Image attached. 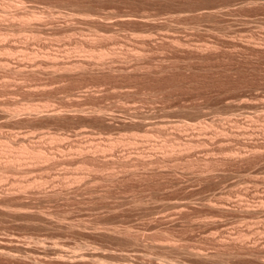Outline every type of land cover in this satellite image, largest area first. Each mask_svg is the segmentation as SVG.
Instances as JSON below:
<instances>
[{
	"label": "rangeland",
	"instance_id": "rangeland-1",
	"mask_svg": "<svg viewBox=\"0 0 264 264\" xmlns=\"http://www.w3.org/2000/svg\"><path fill=\"white\" fill-rule=\"evenodd\" d=\"M3 1L5 3L10 2L8 4V7L9 5H11V3H14V7L18 6L20 8L30 7L32 9L34 6L33 10L37 9L38 11H36L37 17L40 16L38 17V20L40 22L43 21V25H37L40 26V28L44 26L46 27H44V29L42 28L43 30L37 27L36 30L27 28L20 31L16 28L19 34L15 32L16 29L13 27L11 28L13 30L10 29L11 31L7 35L8 38H3L5 42L3 41V39H1L2 41L0 40V43L11 41V43L17 44L16 42H18L16 46L32 45L31 48H34L39 52H36L35 55L33 53L30 55L28 54L29 57L26 55H23L22 57V53H20L21 51L18 52L19 50H16L17 52L14 51L15 54H5L3 50H1L2 52L0 51V58L5 56L3 58L5 59L8 55L6 60L7 62L10 61L9 66L12 67V64H14L13 67H15V65L17 66L22 62L23 65H20H25L24 68H32L34 70L36 68L37 70L32 73L33 75L30 74L31 72L29 73L31 69L28 70L26 68L25 69L27 70V72L25 74L15 73L10 75L11 72L9 73L7 68L5 69L6 71H4L3 66H1L0 69L3 70H0V76L5 74V72L6 74L9 73V75L7 74V77L3 76L5 77L4 80L6 79V81H3V77L0 80V99H13L12 101L18 100L19 103H21L22 101V104H26L38 102L42 103L45 102L48 98L52 102L53 98V102L56 105H65L64 108L67 109H69V107L71 106V108L73 109V104L76 105V108H80L81 106L79 105L81 104L86 108L88 107V110H92V108H96V106L98 107L104 105L108 109L107 117H110L108 119L106 118L107 122H111L113 127H111V123L110 126L109 123H101L102 126L100 125V123H97L99 124V126H101L98 127L96 123V125H94L92 122V125L96 126L95 128H92V125L90 124L91 122H89L90 127L88 125L87 128H85L88 132V129L91 128L90 131L92 133L89 132L91 135L88 136L85 134L86 139L84 138V135L83 137H81V141L77 143L73 140L76 144L71 143V145H74L72 146V148L69 146V143L72 142L71 137L73 136H70V139H62L64 140V144L60 139L54 140L42 138L41 140H39L43 147H46L48 145V149H52L51 151H54L53 156L55 154L57 155H55L56 158L54 157L57 160H50V162H54L52 165L54 167H49V171H47L48 168L46 170L42 169L39 171L37 169L35 170L36 172L33 170V173L28 172L27 174H25V172L23 173L21 171V173L20 171H18L13 175L11 174V179L18 178L19 180L23 179L25 181L26 178V180H28L35 176L38 177L42 174V177H48L46 178L48 179V182L50 180L52 181H50V183L47 182L46 184L42 185L45 187H42L41 189H39V187L31 188L32 190L34 189L35 192L34 190L33 192H31V189H26V191H24V193L22 194H13L15 197L14 199L13 195L7 196L6 199H10L11 197L10 201H7L8 203L12 204L9 208L0 204V264H262L264 262V202L258 200V196L260 194H264V0H20L21 2L19 0H1V13L2 6H4L3 4H5L3 3ZM16 3H19L20 5H16ZM21 4L22 6L24 5V7H22ZM12 7H10V9ZM14 7L12 9L17 8ZM212 10L214 12H212ZM4 17L5 16L3 15L0 17V22L3 21L2 26L4 23L7 24L8 22V20L5 19L6 17ZM41 18H45L46 21ZM68 23H70V25ZM59 24L60 26L61 24H64V26L62 25V27L64 28L67 26L68 27L65 28V31L62 27L58 29ZM49 26L50 28L51 26L53 27L51 28L52 30L49 28ZM37 30L42 31H39L38 33ZM59 30H61L60 32L62 34L59 32ZM36 32L37 37L35 35ZM102 35L105 37V39ZM136 35L138 37L140 35V37L144 39V41L140 37L138 38ZM141 35L144 36L142 37ZM34 37L36 38L34 39ZM38 37L40 40L38 39ZM101 37L103 39H100ZM96 38L99 40V42ZM147 38L150 39L146 40ZM137 39L139 41H136ZM172 39L175 40L173 41ZM12 40L14 41L12 42ZM71 40L72 42H70ZM95 41L100 46H98ZM21 42H23L24 44H22ZM59 42H61V44H59ZM77 42H79L80 44ZM49 43L51 46H49ZM103 43L105 44L103 45ZM34 44L38 47H35ZM63 44H65L66 47H64ZM76 44L81 45H78L80 48H78ZM89 45H91V47H95L96 49L106 47L109 48L106 51H112V49H114V51H112L113 54L112 52H108L110 53V55L108 53V55L105 54V59H100V56L97 57L95 55V57L94 54L91 53V51L89 52L88 50H86L89 48ZM58 46L60 48H58ZM115 46L117 47L116 51ZM74 47H76L77 49ZM46 48L48 49V53L44 51V54L43 49L47 50ZM67 48L69 49V51ZM81 48L82 50H84L82 51ZM106 48H104L103 50H105ZM132 48L133 51L131 50ZM123 49H126L127 52L130 49L131 52L138 53L142 56V58L144 56V58H140L138 54L134 56L135 54H132L130 51L128 52V54H126V50L124 51ZM139 50H141L142 54ZM119 51L121 53H119ZM54 52L57 55H55ZM115 52H118L116 58L112 57L114 56ZM89 53L90 55H88ZM129 53L132 55H130ZM58 54L62 59L59 58ZM84 54L86 57H88L87 59H90V61L88 60L85 63L86 72L85 70H83V74L81 72L82 69L79 71L77 70L78 72L76 71V75L75 71H61L62 69L60 68V66V70L58 69V67H56V70L55 66L52 67L53 63L51 62L53 61H61L60 65H64L63 62L65 63L66 60H74L75 58L80 59V57L84 56ZM119 54L122 57L119 56ZM122 54L128 56H123ZM9 55L12 58V62ZM15 55H19V57H16ZM69 55L71 57H69ZM46 56L49 60L46 58ZM57 56L58 59L54 58ZM62 56H64V58ZM85 56L82 57L84 61L87 60L85 59ZM137 56L140 59H138ZM146 56L147 61L145 62L144 60H146ZM27 57L31 59H28ZM32 57L35 58L32 59ZM97 58H99L100 60ZM113 58L116 63L113 61L112 65L111 61ZM119 58L121 60L123 59V61H121ZM124 58L126 61L124 60ZM130 58L132 60H130ZM40 59L41 61L44 59L43 61H46L47 64H38L35 62L40 61ZM109 59H111V61ZM18 60H20L21 62H19ZM101 60L106 61V66L104 65L105 61H102L101 63ZM140 60H143L142 62L144 63H141ZM23 61H25V64ZM33 61L36 66L35 64L33 65ZM117 61H121L123 62V64L121 65V62L119 64V62L117 63ZM108 62L110 65L107 64ZM135 62L137 63V65H135ZM66 64L68 65V63H65V65ZM119 65H121L122 67H119ZM112 68H114L115 70H113ZM125 68L127 71H123V69ZM40 69L42 70V72ZM46 69L48 72L46 71ZM88 70L91 71L89 72ZM128 71L132 72L130 73ZM50 72L52 73L48 74ZM54 72L55 74H53ZM61 72L64 73L61 74ZM70 72H73L74 74H70ZM8 79L11 80L10 84ZM45 81H47V83ZM3 82L4 84L6 82V84L9 85L5 87L6 84L3 85ZM16 82L19 84H17ZM41 84L44 85L42 86ZM13 85H15V87L18 86L17 89L19 90H17ZM118 85H121L122 87ZM44 87L47 93L51 89L48 94L46 92L43 93ZM10 88H15V92ZM114 90H116V93L114 92ZM92 92H94L95 94H92ZM4 93L6 94L4 95ZM50 93H53V96H49ZM72 93H76L75 96ZM42 94H44V96ZM66 99L68 102L66 101ZM72 99L74 103L71 102ZM78 101L82 103H79ZM126 102H128L129 105H126L128 104ZM68 104L72 105L68 106ZM119 106L122 107V110ZM118 107L120 109V113L118 112ZM109 109L110 113H113L110 114V116ZM138 109L142 110L140 111L142 115H145V117L147 116L145 120L148 119V121L152 123H157V126H155V124L153 123L148 128H146L148 130L150 129L151 133H154L152 134V136L154 135V139H152L153 141L149 140L150 143L148 142V140L144 139V137L141 136L133 139V143L131 141L132 138L128 139L126 137L132 134L133 131L142 134V132L144 133V130L141 129V131L139 127L137 128L121 124L124 120L129 122L131 114L136 113L135 111H139ZM113 111L116 114L119 113L120 115L118 114V116L114 114ZM75 112L73 111L71 112V114ZM78 113L74 114L76 115L75 117H77ZM89 113L90 111H88L87 114L89 115ZM259 113H261L262 117ZM79 114H81V112ZM24 115L25 114H23V116ZM111 115L113 116L111 117ZM124 115H126L127 117ZM117 116L119 118L121 116V119H123L121 120ZM75 117L73 119V117L69 116L68 118H66V120L64 119L63 122H60L62 124H59L58 122L59 126L58 124H52L45 127L44 129H36L32 127V121H27V123H25L24 121L18 123H10L9 125L2 127V129L4 132H30L34 130L36 133H38V129H43L46 131L50 130V132L51 130L52 132L54 130L55 133H63L65 132L67 127L69 129L71 128L75 130L76 126H79L81 124L80 122H78L79 119H81L79 118L80 115L78 116V118ZM115 117H117L116 120ZM71 120H76L77 122L75 123ZM200 123H204L206 125L202 124V126H199ZM187 124L189 127L187 126ZM120 125L122 127H120ZM192 125L196 131L191 127ZM208 125H210L211 127ZM203 126H208L209 128ZM223 126L225 127L223 128ZM60 127H65L66 129L63 131ZM102 127L106 129H103ZM176 127H178V129ZM218 127L220 128V130H218ZM97 128L101 129L100 132H98L99 130ZM205 128H207V130H205ZM225 129L226 132L228 130L229 137L228 133L225 132ZM103 130H105L106 132ZM201 130L204 131L201 132ZM71 131L72 130H69V132ZM101 131H103V134L101 133ZM180 131H183V133ZM175 132H177L178 135L176 133V135L172 136L173 134H175ZM201 133H203V135H206L207 138L202 135L204 137L203 139V137L200 136ZM191 134L193 136H191ZM180 135L182 138L180 137ZM196 135L199 136L198 139ZM109 136L110 138L114 136L113 138L117 139L114 140L110 145H108V141L110 140ZM168 136H171L170 139H167ZM99 137H101V139ZM178 137L181 138L182 141ZM191 137L194 139V141ZM107 138L109 139L107 140V147L104 148ZM157 138L160 139L156 140ZM176 139L179 140L177 141ZM53 140L55 142H52ZM101 140L104 141V143ZM118 140H120L121 142ZM169 140H172L173 142L177 141L178 143L181 142V145H185V141H187L188 143L186 144H189L187 145L189 146V148H186V145L185 147L183 146L184 149L182 148V146H180L181 148L178 147L179 149H177L178 152L180 151L179 154L177 150H175L176 148L170 149V151H175L174 153L169 152V149L166 153L165 147H161L165 146V144L167 145ZM196 140L199 141L197 142ZM200 140H203L204 142ZM115 141L116 145L114 144ZM89 142H91V146L92 144H97L96 142H98V144L101 143V145L103 144L104 146H102V148L106 150L103 151V149L101 148V150H95L94 146L91 147L90 145H87L89 144ZM219 142L222 144V146ZM79 143L80 145L83 144V146L89 147V153L87 152V147L84 149L82 145L81 147L78 146ZM151 143L154 145H151ZM66 144L67 146L65 147ZM129 144H131V146ZM227 144L230 146L231 150L225 149L224 152L223 148L225 146L229 147ZM75 145H77L78 147ZM135 145L138 147H135ZM260 145H263V147ZM257 146L259 147L257 148ZM68 147L70 148L68 149ZM79 147L80 149L83 148L85 152L82 151L84 152L82 153L78 149ZM58 148L62 149L61 154L59 153L60 150L57 151ZM70 149L72 150L70 151ZM93 149L96 151H94L95 153L91 152ZM181 149H183L186 155ZM249 149L251 150V152ZM252 149H254V153ZM256 149L260 154H257ZM97 150H99V152ZM158 150L161 151L159 152ZM105 151H107V153H105ZM146 151L148 152L146 153ZM140 153H142L146 157L152 155L153 160L156 159V161L151 164H145L146 166L142 163L134 162L135 156H137L138 154L140 155ZM157 153L162 157L163 155H165L162 161L161 159H157ZM180 153L181 155L184 154L185 156L183 155L182 157ZM70 154H72L73 156H75L74 154H76V157L78 158L73 157ZM98 154L100 156H98ZM173 154L175 155L173 156ZM176 154L180 156L177 157ZM241 154H248V156L243 155V157ZM86 155H89V157H87ZM93 156H95L97 162L96 160H93ZM105 156H108L107 159L105 158ZM112 156L114 158H112ZM125 156L128 160L122 158H125ZM175 156L178 159H176ZM179 157H181L180 159L182 160H180ZM64 158L65 160H63ZM83 158L92 159H88V161L90 160V163L88 162L87 164H85L82 161ZM98 158L100 161L98 160ZM217 158L218 162H216ZM103 160H106L107 163H105L107 165H109V162L110 166H113L115 164L112 167L114 168V170L110 171L112 169L110 166L107 167L106 165H104L106 167H103ZM119 160H130L126 165L127 167L125 166L126 169H124V165L122 166V164H120ZM212 160L214 162L213 164L210 163L212 162ZM173 161H177L178 163H174ZM80 165L83 166L81 167ZM86 165L87 167L88 165L90 166L89 169L86 167ZM147 167L149 169L151 168V170H147ZM195 167H198V169H196ZM94 168H100L101 171L100 169L98 170L102 172L101 175H99L100 173L97 170V172H95ZM210 168H212L211 172ZM43 170L45 172H43ZM102 170H105L106 172ZM124 170H127V172L124 173ZM132 171L134 172L133 174ZM194 171L199 172L200 174L202 172L204 175H200L199 173H195ZM116 172H118V174H116ZM47 173L49 176L46 175ZM127 173H131V176L133 177H130V175ZM96 174L97 176H93ZM105 174L111 175L107 178V175ZM15 175L17 177H15ZM27 175L30 177L28 178ZM24 176L26 177L24 178ZM53 176L55 178L51 179V177ZM61 176L63 177V179H65L66 182L63 179H61L63 180V182L61 180H55L53 182L54 179H58L57 177L62 178ZM74 176L78 177L75 178ZM79 176L83 177L79 179ZM116 176L119 177L116 178ZM94 177L96 180H94ZM197 177L199 178V180L197 179ZM209 177L211 178V180ZM90 178H92L93 180H91ZM111 178H113L114 180ZM108 179L111 181H109ZM87 180H91V183L89 181L88 183ZM43 188H45L46 191L42 190ZM55 190L57 191L56 193ZM49 192H53L54 194H51ZM48 193L49 195L51 194V197H48ZM238 194H241L244 199L243 197H240L241 195L238 196ZM219 195L221 197H218ZM2 197H4L3 199H5V193L0 192V199H2ZM182 197H184V200L190 202L188 206L191 204L189 206L191 208L190 210L188 206L186 207L188 209H184V212L189 216L185 215L184 212L177 214H172V212L169 213L170 210L166 209L165 207L164 210L162 206L163 202L164 204H166L172 199ZM237 197H239V199H236ZM249 197H251V199H249ZM206 198L209 200H207ZM162 199L163 202H161ZM190 200L193 202H191ZM213 200L217 201L214 202ZM237 200H239V202ZM254 200L256 201V203ZM247 201H249V203H252L249 204ZM223 202H226L227 206L228 203H230L227 210L226 208H224L223 210L222 208H220V206L218 208V205H221ZM19 203L25 205V208L27 209L20 208ZM159 203L161 204V211H158L160 210ZM214 203H217V205L215 206L216 208L212 206H210L209 208L208 204ZM260 204L262 205L261 208ZM230 206L231 208H233H229ZM239 207L240 210L242 209V212L239 210ZM246 207L251 209L248 211V208ZM234 208L235 210H238L235 211ZM245 208L247 209V211H245ZM10 209H21L22 211L28 210L29 212L32 211V214L30 212L29 214H26L27 216H25L24 214L19 213V217L18 213H10L12 212ZM35 211L36 213L40 211L43 212V218L40 217V215H37L39 216L37 217L36 213H34ZM223 211L225 212L223 213ZM252 211L254 212L252 213ZM33 213L35 214L34 216ZM163 213H165L167 217L165 216V214L163 215ZM170 214L172 215V217ZM31 215L33 218L31 217ZM176 215L178 217H176ZM23 216L24 218H22ZM44 219L48 221H43ZM51 220L52 222H49ZM58 220H61V222H63L64 220L65 224L64 222L61 223ZM68 222H71L72 224L69 223V225ZM47 223L49 225H47ZM66 223L68 225H66ZM210 223H216L217 226ZM61 226L62 228H60ZM109 228L111 229L110 231ZM114 228L116 229V231ZM129 228L131 230H129ZM105 229H107L106 232ZM119 229H122L123 232ZM124 229H126L127 233L129 232L127 234L128 236L121 234H126ZM133 229L134 232H136V230H139L138 232L140 233H133ZM227 229L228 231H225ZM117 230H119V232H117ZM227 232L230 235L229 237H227ZM241 232L244 234H242ZM131 233H133V235L137 234V237H139V234L142 233L140 236V239L142 241L139 239L138 242H133V240L135 239L128 238L132 237L129 235ZM238 235H240L239 237H241V239H236L238 238ZM226 239H229L228 241L230 243ZM230 239H232L233 241L231 242ZM138 243L139 245H137V247L136 244ZM55 244L59 246V249L58 246L55 247ZM172 244L174 246L176 245V248H172L174 247ZM171 245L172 247H170ZM60 246H62V249L60 248ZM162 246L165 247L163 248ZM3 247L5 250L2 249ZM229 249H231L232 251H229ZM233 249L235 250V252ZM192 250L194 251V253L192 252ZM203 250L204 253H206L203 254L206 256H203L200 259H197L199 257L193 256L196 254L195 252H202ZM218 251L220 253H225L220 254ZM209 252L214 255H219V257L213 255H211V257ZM214 252H218V254ZM54 253L58 254L55 255ZM86 253H90V255ZM121 254H124L126 256L124 257V255L122 256ZM233 254H236V256H233ZM121 257L124 258L122 259Z\"/></svg>",
	"mask_w": 264,
	"mask_h": 264
},
{
	"label": "bare ground",
	"instance_id": "bare-ground-1",
	"mask_svg": "<svg viewBox=\"0 0 264 264\" xmlns=\"http://www.w3.org/2000/svg\"><path fill=\"white\" fill-rule=\"evenodd\" d=\"M6 1V0H5ZM11 1V0H10ZM20 1V0H19ZM0 2H1V0H0ZM9 2V1H8ZM21 2V1H20ZM3 3H5L4 1H3ZM10 3V2H9ZM9 3H5V4H3L4 6H2V9H1V11H2V13L0 12V15L2 16H5L4 18L5 19H7L8 20V22H7V24H3V26H2V22H0V40L1 39H3V38H6L7 37V35L10 33V31L11 30H13V29H11V28H17L19 31L20 30H22V29H27V28H30V29H37V27H39L40 28V26H38L37 24H42V22H40L39 20H38V17H40V16H38L37 17V9L36 10H33V8H34V6H33V8L31 9L30 7L28 8L27 6V8H20V7H18V6H15V7H17V8H15L13 5H14V3H11V5H9V7H8V4ZM20 5L19 3H16V5ZM15 8V9H12L13 7ZM21 6H22V4H21ZM4 7V8H3ZM8 7V8H7ZM10 7H12L11 9H10ZM22 7H24V5L22 6ZM36 8V7H35ZM218 10V9H217ZM37 11V12H36ZM211 11V10H210ZM219 11V10H218ZM42 12H44V11H42ZM41 12V13H42ZM212 12H214L213 10H212ZM215 12H216V9H215ZM221 12V11H220ZM218 13V12H217ZM211 14V13H210ZM214 14V13H213ZM40 15V14H39ZM43 15V14H42ZM41 15V16H42ZM219 15V14H218ZM0 16V17H1ZM43 17V16H42ZM41 19H43V20H45L46 21V19L45 18H41ZM0 20H1V18H0ZM38 20V21H37ZM49 20V19H48ZM50 21V20H49ZM38 22V23H37ZM48 22V21H47ZM46 22V23H47ZM56 22V21H55ZM49 23V22H48ZM69 25H70V23H68ZM43 25V24H42ZM62 25L64 26V24H61V26H60V24H59V28L58 29H60V27H62ZM65 26H67V25H65ZM72 26V25H71ZM42 27V26H41ZM44 27H46V26H44ZM44 27H42L43 29H44ZM57 27V26H56ZM68 27V26H67ZM67 27H65V28H67ZM38 28V29H39ZM42 28H40V29H42ZM49 28H50V26H49ZM51 28H53L52 26H51ZM50 28V29H51ZM62 28H64V27H62ZM65 28H64V31H65ZM70 28V27H69ZM11 29V30H10ZM14 29V30H15ZM16 29V33H18L17 30ZM42 29V30H43ZM45 29H47V28H45ZM71 29V28H70ZM75 29V28H74ZM34 30V31H35ZM41 30V31H42ZM52 30V29H51ZM61 30H63V29H61ZM61 30H59V32L61 31ZM38 31V30H37ZM40 31V30H39ZM39 31H38V33H39ZM40 31V32H41ZM45 31V30H44ZM22 32V31H21ZM32 32V31H31ZM58 32V33H59ZM55 33V32H54ZM61 33V32H60ZM19 34V33H18ZM17 34V35H18ZM21 34V33H20ZM23 34V33H22ZM31 34H34V33H31ZM37 34V32L35 33V35ZM62 34V33H61ZM99 34V33H98ZM16 35V34H15ZM25 35H26V33H25ZM28 35V34H27ZM100 35V34H99ZM10 36V35H9ZM20 36V35H19ZM31 36V35H30ZM33 36V35H32ZM97 36V35H96ZM103 36V35H102ZM137 36V35H136ZM142 36V35H141ZM144 36V35H143ZM142 36V37H143ZM151 36V35H150ZM36 37H37V35H36ZM36 37H34V39L36 38ZM104 37V36H103ZM113 37V36H112ZM138 37V36H137ZM139 37H140V35H139ZM138 37V38H139ZM8 38V37H7ZM22 38V37H21ZM25 38H26V36H25ZM24 38V39H25ZM98 38V37H97ZM96 38V39H97ZM141 38V37H140ZM145 38V37H144ZM173 38V37H172ZM32 39V38H31ZM30 39V40H31ZM38 39H39V37H38ZM72 39V38H71ZM85 39H87V38H85ZM100 39H103L102 37L100 38ZM104 39H105V37H104ZM109 39V38H108ZM107 39V40H108ZM112 39V38H111ZM114 39V38H113ZM142 39V38H141ZM150 39V38H149ZM148 38L146 39V40H149ZM176 39H178V38H176ZM7 40V39H6ZM9 40V39H8ZM16 40V39H15ZM22 40V39H21ZM33 40V39H32ZM40 40V39H39ZM89 40V39H88ZM98 40V39H97ZM115 40V39H114ZM143 41H144V39H142ZM171 40V39H170ZM173 40V39H172ZM175 40V39H174ZM173 40V41H174ZM2 41V40H1ZM3 41H4V39H3ZM14 40H12V42H13ZM26 41V40H25ZM41 41H42V39H41ZM69 41V40H68ZM76 41H77V39H76ZM103 41V40H102ZM117 41V40H116ZM136 41H139L138 39L136 40ZM142 41V42H143ZM5 42V41H4ZM4 42H2V43H0V51L1 50H3L4 52H5V54L7 53H9V54H13L14 53V51L15 52H17L18 50V52H20V53H22V57H23V55H26V56H28V54L30 55V54H36V52H38V50H36V49H34V48H31L32 47V45L31 46H26V45H23V46H16L17 44H18V42H16L17 44H14V43H11V41H7L6 43H4ZM70 42H72V40L70 41ZM74 42V41H73ZM79 42H80V40H79ZM79 42H77V43H79ZM90 42V41H89ZM96 42V41H95ZM94 42V43H95ZM98 42H99V40H98ZM125 42V41H124ZM150 42V41H149ZM20 43V42H19ZM22 44H24L23 42H21ZM26 43V42H25ZM27 43H29V42H27ZM39 43V42H38ZM44 43V42H43ZM66 43V42H65ZM75 43V42H74ZM74 43H73V45H74ZM122 43V42H121ZM126 43V42H125ZM141 43V42H140ZM147 43V42H146ZM59 44H61V42H59ZM80 44V43H79ZM78 44V45H79ZM82 44V43H81ZM96 44H97V42H96ZM100 44V43H99ZM105 43H103V45H104ZM108 44V43H107ZM144 44V43H143ZM20 45V44H19ZM29 45V44H28ZM35 45V44H34ZM41 45V44H40ZM58 45V44H57ZM64 45V47H66L65 46V44H63ZM67 45V44H66ZM77 45V44H76ZM77 45V46H78ZM83 45V44H82ZM92 45V44H91ZM91 45H89V48L88 49H86V50H88L89 52L91 51V53L92 54H94V56L96 55L97 57L98 56H100L99 58L100 59H105L104 57H106L105 56V54H107L108 52H112V51H114V49H112V51H106V50H108L109 48H106V47H104V48H106L105 50H103L104 48H101V49H96L95 47H91ZM98 45V44H97ZM96 45V46H97ZM123 45H125V44H123ZM132 45V44H131ZM135 45V44H134ZM138 45V44H137ZM43 46V45H42ZM49 46H51L50 45V43H49ZM61 46V45H60ZM76 46V47H77ZM79 46H81V45H79ZM78 46V48H80ZM84 46V45H83ZM82 46V47H83ZM87 46V45H86ZM94 46H95V44H94ZM98 46H100V45H98ZM109 46V45H108ZM112 46V45H111ZM122 46V45H121ZM129 46V45H128ZM34 47V46H33ZM35 47H38V46H36L35 45ZM62 47V46H61ZM73 47V46H72ZM76 47H74V48H76ZM130 47V46H129ZM128 47V48H129ZM132 47V46H131ZM45 48V47H44ZM58 48H60L59 46H58ZM73 48V49H74ZM111 48H114V47H111ZM117 47L115 46V51L117 50L116 49ZM118 48H119V46H118ZM123 48V47H122ZM121 48V49H122ZM127 48V47H126ZM41 49H42V47H41ZM47 49V48H46ZM57 49V48H56ZM66 49V48H65ZM68 49V48H67ZM71 49V48H70ZM77 49V48H76ZM75 49V50H76ZM138 49V48H137ZM17 50V51H16ZM81 50H82V48H81ZM84 50V49H83ZM82 50V51H83ZM85 50V51H86ZM111 50V49H110ZM120 50V49H119ZM124 50V49H123ZM126 50V49H125ZM124 50V51H125ZM132 51H133V48L131 49ZM141 50H142V48H141ZM141 50H139L140 51V53H141ZM144 50V49H143ZM44 51H48V49L47 50H44L43 49V53H44ZM62 51H67V50H62ZM68 51H69V49H68ZM80 51V50H79ZM87 51V52H88ZM130 51V49L128 50V52ZM2 52V51H1ZM3 52V53H4ZM56 52V51H55ZM54 52V53H55ZM126 52H127V50H126ZM128 52L126 53V54H128ZM131 52V51H130ZM135 52V51H134ZM137 52V51H136ZM144 52V51H143ZM3 53H2V55H3ZM39 53V52H38ZM43 53H42V56H43ZM48 53V52H47ZM53 53V54H54ZM68 53V52H67ZM116 53V52H115ZM115 53H114V56H112V57H117V54H118V52L116 53V56H115ZM119 53H121L120 51H119ZM124 53V52H123ZM132 54H135L134 56H136V54H138V53H133V52H131ZM1 54V53H0ZM15 54V53H14ZM45 54V53H44ZM85 54H86V52H85ZM85 54H84V56H85ZM91 54V55H92ZM109 55H110V53H108ZM107 54V55H108ZM112 54H113V52H112ZM125 54V53H124ZM130 54V53H129ZM132 54H130V55H132ZM142 54V53H141ZM55 55H57L56 53H55ZM59 55V54H58ZM88 55H90V53L88 54ZM123 55V54H122ZM139 55V54H138ZM16 56V55H15ZM18 57H19V55H17ZM16 56V57H17ZM31 56H33V55H31ZM38 56H39V54H38ZM65 56H66V54H65ZM84 56H82V57H84ZM93 56V55H92ZM95 56V57H96ZM101 56H103V57H101ZM110 56V57H111ZM119 56H121L120 54H119ZM123 56H128V55H123ZM140 56V58H142V56L141 55H139ZM148 56V55H147ZM147 56H146V60H144L145 62L147 61ZM5 57V56H4ZM4 57H2V58H0V67L1 66H3V69H4V71H6L5 69L7 68L8 69V71H9V73L11 72V74L10 75H12V74H15V73H17V74H25L26 72H27V70L26 69H28V70H30L29 71V73L30 74H32V73H34L35 72V70H36V68H35V70L34 69H32V68H24V66H22L23 64H22V62L20 61V60H18L19 62H21V63H19L17 66H18V68H17V66L15 65V67H13L14 66V64H12V67L11 66H9L10 64H9V62H7V57H8V55L6 56V58L5 59H3ZM9 57H10V55H9ZM13 57V56H12ZM25 57V56H24ZM29 57V56H28ZM27 57V58H28ZM35 57H37V56H35ZM35 57H32V59L33 58H35ZM44 57H45V55H44ZM63 58H64V56H62ZM69 57H71L70 55H69ZM82 57H80V59H72V60H66V62L65 63H68V65L66 66L65 65V63L63 62V64L64 65H60L61 63V61L59 62H55V61H53V62H51V63H53V66L52 67H54L55 66V70L57 69L56 67H58V69H59V66H60V68L62 69L61 71H63V70H66V72H69V70L70 71H75V74L79 71V70H81V72H82V74H83V70H85V72H86V66H85V63L89 60L90 61V59H87L88 57H86L85 59H87L86 61H84L83 60V58ZM91 57V56H90ZM94 57V58H95ZM108 57V56H107ZM111 57V58H112ZM122 57V56H121ZM11 58V57H10ZM26 58V59H27ZM46 58H47V56H46ZM46 58H44V59H46ZM54 58H56V59H58V56L57 57H54ZM59 58L60 59H62L61 57H60V55H59ZM73 58V57H72ZM82 58V59H81ZM93 58V59H94ZM99 58H97V59H99ZM127 58V57H126ZM136 58V57H135ZM134 58V59H135ZM137 58H138V56H137ZM140 58H138V59H140ZM143 58H144V56H143ZM142 58V59H143ZM16 59H18V58H16ZM20 59V58H19ZM28 59H31V58H28ZM38 59V58H37ZM42 59V58H41ZM41 59H40V61H35L36 63H40V64H42V63H46L47 64V62L46 61H41ZM48 59V58H47ZM66 59V58H65ZM64 59V60H65ZM68 59V58H67ZM99 59V60H100ZM120 59V58H119ZM137 59V60H138ZM149 59V58H148ZM151 59V58H150ZM24 60V59H23ZM49 60V59H48ZM52 60H53V58H52ZM106 60H108V59H106ZM110 61H111V59H109ZM118 60V59H117ZM121 60V59H120ZM124 60H125V58H124ZM130 60H132L131 58H130ZM50 61H51V59H50ZM93 61V60H92ZM97 61V60H96ZM102 61H105V60H101V63H102ZM109 61V62H110ZM113 61L115 62V60H114V58L112 59V65H113ZM121 61H123V59L121 60ZM120 61V62H121ZM126 61V60H125ZM127 61H129V60H127ZM136 61V60H135ZM141 61V60H140ZM143 61V60H142ZM141 61V63H144V62H142ZM11 62H12V58H11ZM24 62V64H25V61H23ZM29 62H30V60H29ZM94 62V61H93ZM109 62L107 63L108 65H110L109 64ZM119 61H117V63H118ZM120 62H119V64H120ZM137 62V61H136ZM135 62V63H136ZM139 62V61H138ZM148 62H149V60H148ZM18 63V62H17ZM33 63V65L35 64L34 63V61L32 62ZM50 63V64H51ZM89 63V62H88ZM87 63V64H88ZM105 63H106V61L104 62V65H105ZM116 63V62H115ZM128 63V62H127ZM134 63V64H135ZM20 64H22V65H20ZM30 64V63H29ZM99 64V63H98ZM97 64V65H98ZM123 64V62H121V65ZM140 64V63H139ZM147 64V63H146ZM149 64V63H148ZM58 65V66H57ZM93 65V64H92ZM96 65V64H95ZM101 65V64H100ZM103 65V64H102ZM103 65V66H104ZM108 65H107V67H108ZM121 65H119V67H122ZM125 65V64H124ZM135 65H137V63L135 64ZM135 65H133V66H135ZM35 66H36V64H35ZM38 66H40V65H38ZM106 66V65H105ZM118 66V65H117ZM143 66V65H142ZM141 66V67H142ZM101 67V66H100ZM138 67H139V65H138ZM41 68H42V65H41ZM48 68V67H47ZM50 68H51V66H50ZM98 68V67H97ZM106 68V67H105ZM110 68V67H109ZM128 68V67H127ZM137 68V67H136ZM144 68V67H143ZM3 69H0V70H3ZM44 69V68H43ZM73 69V70H72ZM89 69V68H88ZM108 69V68H107ZM113 70H115L114 68H112ZM141 69V68H140ZM41 70V69H40ZM60 70V69H59ZM58 70V71H59ZM78 70V71H77ZM119 70V69H118ZM120 70H121V68H120ZM126 70V68L125 69H123V71H125ZM142 70V69H141ZM37 71V70H36ZM46 71H47V69H46ZM77 71V72H76ZM89 71V70H88ZM91 71V70H90ZM89 71V72H90ZM109 71V70H108ZM116 71H117V68H116ZM127 71V70H126ZM136 71V70H135ZM134 71V72H135ZM137 71H138V69H137ZM41 72H42V70H41ZM43 72H45V71H43ZM48 72V71H47ZM46 72V73H47ZM65 72V73H66ZM81 72H79V73H81ZM84 72V73H85ZM88 72V73H89ZM111 72V71H110ZM122 72V71H121ZM128 72H132V71H128ZM127 72V73H128ZM133 72V73H134ZM9 73H7L8 75H9ZM29 73H27V74H29ZM52 72H50V73H48V74H51ZM64 73V72H63ZM62 72H61V74H63ZM132 73V74H133ZM6 74V72H5V74H3L2 76H0V80H1V78L3 77V76H6L7 75ZM43 74V73H42ZM53 74H55V72L53 73ZM68 74V73H67ZM70 74H74L73 72H70ZM33 75V74H32ZM59 75H60V73H59ZM65 75V74H64ZM77 75V74H76ZM79 75V74H78ZM81 75V74H80ZM130 75V74H129ZM26 76V75H25ZM63 76V75H62ZM67 76V75H66ZM7 77V76H6ZM71 77V76H70ZM4 78L5 77H3V81H6V79L4 80ZM8 81H9V84H10V79H8ZM7 81V82H8ZM46 83H47V81H45ZM15 83V82H14ZM17 83V82H16ZM44 83V82H43ZM1 84V83H0ZM5 84H6V82H5ZM4 84V82H3V85H5ZM9 84H6L5 85V87L7 86V85H9ZM13 84V83H12ZM17 84H19V83H17ZM23 84V83H22ZM48 84H50V83H48ZM47 84V85H48ZM42 85V84H41ZM44 85V84H43ZM42 85V86H43ZM46 85V84H45ZM10 86H12V85H10ZM14 87H15V85H13ZM17 86V85H16ZM118 86H120V87H122L121 85H118ZM9 87V86H8ZM18 87V86H17ZM17 87H15L16 89H17ZM23 87V86H22ZM15 88H10V89H15ZM50 88V87H49ZM57 88V87H56ZM4 89H6V88H4ZM8 89V88H7ZM41 89H43V88H41ZM47 89V88H46ZM52 89H53V87H52ZM17 90H19V89H17ZM17 90H16V92H17ZM35 90V89H34ZM45 87H44V89H43V93L44 92H46L47 93V91L45 90ZM49 90V89H48ZM51 90V89H50ZM50 90H49V92H50ZM7 91V90H6ZM11 91V90H10ZM53 91H55V90H53ZM113 91V90H112ZM116 90H114V92H115ZM14 92H15V90H14ZM33 92V91H32ZM48 92V93H49ZM52 92V91H51ZM122 92H126V91H122ZM127 92H129V91H127ZM1 93V92H0ZM8 93V92H7ZM47 93V94H48ZM88 93H90V92H88ZM116 93V92H115ZM6 93H4V95H5ZM53 93H50V95L49 96H51ZM72 94H74V96H75V94L76 93H72ZM92 94H95L94 92H92ZM123 94V93H122ZM43 96H44V94H42ZM46 95V94H45ZM118 95V94H117ZM30 96V95H29ZM34 96V95H33ZM53 96V95H52ZM73 96V95H72ZM73 96V97H74ZM90 96V95H89ZM46 97H48V96H46ZM77 97H78V95H77ZM121 97V96H120ZM9 98H11V97H9ZM75 98V97H74ZM27 99H28V96H27ZM8 100V101H7ZM7 100H3V98L2 99H0V192H3V193H5V199H3L4 197H2V199H0V204L1 205H3V206H6V207H11V205L12 204H10V203H8L7 201L9 200L10 201V199H11V197H10V199H6L7 198V196H9V195H15V194H17V193H20V194H22V193H24V191H26V189H31V188H34V187H39V189H41L42 187H45V186H42V185H44V184H46L47 182H48V179H46V178H48L47 176H46V178L45 177H42L41 175L40 176H38L37 174V176L38 177H33V178H30V179H28V180H26L25 179V181L22 179V180H19L18 178H12L11 179V174L13 175V174H15L16 172H18V171H22L23 173L25 172V174H27L28 172H31V173H33L32 171L34 170H37L38 169V171L39 170H42V169H44V170H46L47 168H48V170L47 171H49V167H54V166H52L53 165V163L54 162H50V160H52V159H55L56 157H55V155L53 156V152L54 151H51V150H49L48 149V145L46 146V147H43V145H41V142L39 141V140H41L42 138L44 139V138H48V139H60V140H62V139H66V138H68V139H70L69 137L70 136H73V137H71L72 138V142H70L69 144V146L72 148V146H74V145H71V143H73V144H76L77 142H80L81 141V137H83L85 134L86 135H88V136H90L91 134L89 133V132H91L90 130H91V128L90 129H88L89 130V132L88 131H86V128H87V126L89 125V122H91L90 124L92 125V122H93V124L94 125H96L97 123H100V125L102 126V124L104 123H109V126H110V123L111 122H107V119L108 118H110V117H107L108 116V109L103 105V106H96V108H94L93 106V108H92V110H88L86 107H84V106H82L81 104L79 105V106H81L80 108H76V105L75 104H73L74 106V108L72 109L71 107H69V109H67V108H64V106L65 105H63V106H61V104H58V105H56L54 102H53V98H52V102L49 100V98L48 99H46V101L45 102H42V103H40V102H38V103H24V104H22V101H21V103H19V101L17 100H14V101H12V100H10V99H7ZM75 100V99H74ZM78 100V99H77ZM66 101H67V99H66ZM69 101H71V100H69ZM76 101V100H75ZM68 102V101H67ZM67 102H65V103H67ZM71 102H73V99H72V101ZM79 102V101H78ZM61 103V102H60ZM74 103V102H73ZM79 103H82V102H79ZM126 103H128V102H126ZM122 104H123V102H122ZM67 105V104H66ZM70 105H72V104H70ZM69 104H68V106H70ZM84 105V104H83ZM126 105H129V103L128 104H126ZM67 106V107H68ZM122 106V105H121ZM121 106H119L120 108H121V110H122V107ZM125 106V105H124ZM131 106V105H130ZM84 107V108H83ZM109 107V106H108ZM119 107H118V112H119ZM71 108V109H70ZM125 108V107H124ZM123 108V109H124ZM128 108V107H127ZM126 109V108H125ZM141 109V108H140ZM139 110V109H138ZM75 112V113H72L71 114V112ZM88 111H90V113H89V115L87 114L88 113ZM126 111V110H125ZM125 111H124V113H125ZM140 111H142V110H139V111H135L136 113H132L131 114V118H130V120H129V122L128 121H123V123H121V124H123V125H129V126H132V127H139L140 128V130L142 129V130H144V133L142 132V134H140V133H138V132H134L133 131V133L132 134H130V135H128L126 138H128V139H131L132 138V142L134 141L133 139H135V138H137L138 136H141V137H144V139H146V140H148V142L150 143V141L149 140H152V139H154V135L152 136V134H154L153 132L151 133V130L149 129H146V128H148L151 124H153L152 122H150V121H148V119L147 120H145L146 118H147V116L145 117V115H142L141 114V112ZM81 112V114H79V113ZM85 112V113H84ZM87 112V113H86ZM114 112V111H113ZM76 113H78L77 114V117H75L76 115H74V114H76ZM83 113V114H82ZM120 113V112H119ZM118 113V114H119ZM122 113H123V111H122ZM23 114H25L24 116H23ZM110 114H113V113H110V109H109V116H110ZM114 114H116L115 112H114ZM118 114H116V115H118ZM260 115H261V113H259ZM80 115V117L79 118H81V119H79V121L78 122H80L79 124V126L77 125L76 126V129L75 130H73V129H69L67 126L69 125H67V126H65V127H67V129L65 128V127H60L63 131L65 130V132H63L61 129V131L63 132V133H58V132H54V130H53V132H52V130H51V132H50V130L47 132L46 130H43L45 127H47V126H49V125H56V124H58V122H59V124H62V123H60L61 121L63 122V120L65 119L66 120V118H68L69 116L70 117H73V119H74V117L75 118H78V116ZM81 115H84V116H81ZM93 115V116H92ZM120 115V114H119ZM118 115V116H119ZM113 115H111V117H112ZM117 116V117H118ZM124 116H126V115H124ZM258 116V115H257ZM256 116V117H257ZM117 117H115V120H116V118ZM127 117V116H126ZM259 117V116H258ZM261 117H262V115H261ZM25 118V119H24ZM107 118V119H106ZM114 118V117H113ZM119 118V117H118ZM70 119V118H69ZM119 119H121V116H120V118ZM123 119V118H122ZM121 119V120H122ZM150 119V118H149ZM231 119V118H230ZM258 119H260V118H258ZM257 119V120H258ZM78 120V119H77ZM92 120V121H91ZM114 120V121H115ZM237 120V119H236ZM25 122V123H27V121H32V127H34V128H43L42 130H37L38 131V133H36L34 130L33 131H30V132H23V131H14V132H10V131H7V132H4L3 131V129H2V127H4V126H7V125H9L10 123H18V122ZM68 121V120H67ZM71 121H73V120H71ZM110 121V120H109ZM114 121H112V122H114ZM152 121V120H151ZM70 122V121H69ZM68 122V123H69ZM73 122H77L76 120H74ZM118 122V121H117ZM120 122V121H119ZM232 122H233V120H232ZM234 122H237V121H234ZM96 123V124H95ZM102 123V124H101ZM199 123V122H198ZM205 123V122H204ZM204 123H202V124H204ZM214 123V122H213ZM59 124H58V126H59ZM63 124H66V123H63ZM78 124V123H77ZM114 124V123H113ZM120 124V123H119ZM155 124V123H154ZM183 124V123H182ZM182 124H180V125H182ZM186 124V123H185ZM202 124L200 123L199 124V126H202ZM218 124V123H217ZM222 124V123H221ZM231 124V123H230ZM233 124V123H232ZM235 124V123H234ZM237 124V123H236ZM263 124H264V121H263ZM94 125H92L91 127L93 128H95L96 126H94ZM108 125V124H107ZM115 125V124H114ZM159 125H160V122H159ZM204 125H206V124H204ZM212 125V124H211ZM63 126V125H62ZM97 126L98 127H101V126H99V124H97ZM119 126V125H118ZM124 126V127H125ZM155 126H157V123L155 124ZM162 126V125H161ZM165 126H166V124H165ZM164 126V127H165ZM177 126V125H176ZM178 126H179V124H178ZM187 126H188V124H187ZM208 126H210V125H208ZM208 126H203V127H208ZM215 126V125H214ZM226 126V125H225ZM225 126H223V128L225 127ZM233 126V125H232ZM75 127V126H74ZM86 127V128H85ZM89 127H90V125H89ZM88 127V128H89ZM111 127H113V125H112V123H111ZM120 127H122L121 125H120ZM123 127V128H124ZM163 127V126H162ZM183 127H185V126H183ZM189 127V126H188ZM192 128H193V125L191 126ZM195 127V126H194ZM198 127V126H197ZM211 127V126H210ZM227 127V126H226ZM230 127V126H229ZM229 127H228V129H229ZM103 128V127H102ZM117 128V127H116ZM126 128V127H125ZM136 128V129H137ZM157 128V127H156ZM161 128V127H160ZM177 129H178V127H176ZM180 128V127H179ZM202 128V127H201ZM201 128H199V129H201ZM209 128V127H208ZM214 128V127H213ZM222 128V127H221ZM72 130L71 132H69V130ZM83 129H85V130H83ZM99 131L98 132H100V130L101 129H99V128H97ZM103 129H106V128H103ZM158 129V128H157ZM164 129H166V128H164ZM186 129H189V128H186ZM194 129V128H193ZM204 129V128H203ZM232 129V128H231ZM230 129V130H231ZM126 130V129H125ZM133 130H134V128H133ZM141 130V131H142ZM161 130V129H160ZM159 130V131H160ZM183 130V129H182ZM195 130V129H194ZM198 130V129H197ZM205 130H207V128H205ZM209 130V129H208ZM217 130V129H216ZM218 130H220V128L218 127ZM222 130V129H221ZM55 131H58V130H55ZM95 131V130H94ZM94 131H93V133H94ZM103 131H105V130H103ZM103 131H101V133L103 134ZM163 131V130H162ZM191 131V130H190ZM196 131V130H195ZM200 131V130H199ZM204 131V130H203ZM202 130H201V132H203ZM214 131V130H213ZM212 131V132H213ZM69 132V133H68ZM97 132V133H98ZM106 132V131H105ZM104 132V133H105ZM120 132V131H119ZM126 132V131H125ZM156 132V131H155ZM165 132V131H164ZM178 132V131H177ZM177 132H175V134H171L172 136H174V135H176V133ZM180 132H182L183 133V131H180ZM225 132H226V129H225ZM232 132V131H231ZM70 133H72V134H70ZM89 133V134H88ZM92 133V132H91ZM163 133V132H162ZM190 133V132H189ZM192 133V132H191ZM206 133V132H205ZM222 133V132H221ZM226 133H228V130H227V132ZM100 134V133H99ZM98 134V135H99ZM101 134V135H102ZM125 134V133H124ZM127 134V133H126ZM158 134H160V133H158ZM167 134H168V132H167ZM223 134H225V133H223ZM222 134V135H223ZM231 134V133H230ZM233 134V133H232ZM86 135H85V139H86ZM93 135H95V134H93ZM100 135V136H101ZM177 135H178V133H177ZM203 135V133H201V135L200 136H202ZM120 136V135H119ZM121 136H122V134H121ZM161 136H163V135H161ZM191 136H193L192 134H191ZM197 136V139H198V135H196ZM203 136H205L206 138H207V136L206 135H203ZM202 136V137H203ZM97 137V136H96ZM103 137V136H102ZM114 137V136H113ZM112 137V138H113ZM124 137V136H123ZM123 137H121V138H123ZM159 137H160V135H159ZM164 137H165V135H164ZM167 137V136H166ZM171 137V136H170ZM170 137L168 136V138L167 139H170ZM180 137H181V135H180ZM222 137V136H221ZM227 137V136H226ZM228 137H229V133H228ZM36 138H37V140H36ZM98 138V137H97ZM96 138V139H97ZM100 139H101V137H99ZM109 138H110V136H109ZM112 138H110V140L107 138L106 139V144L103 146V144L101 145V143H99L98 144V142H96L97 144H95V145H93L92 144V146H94V149L96 150V149H103L102 148V146L104 147V148H106L107 146V140H109L108 142H109V144L108 145H110L114 140H117V139H115V138H113V140H112ZM156 138V137H155ZM176 138V137H175ZM179 138V137H178ZM182 138V137H181ZM181 138H179V139H181ZM190 138V137H189ZM192 138V137H191ZM47 139V140H48ZM105 139V138H104ZM120 139V138H119ZM160 139V138H159ZM158 138L156 139V140H159ZM166 139V138H165ZM173 139V138H172ZM178 139V140H179ZM186 139V138H185ZM200 139H201V137H200ZM203 139H204V137H203ZM220 139H222V138H220ZM46 140V139H45ZM52 141V142H55V141ZM64 140H62V143H63V141ZM76 141V143L74 142V141ZM84 140V139H83ZM82 140V141H83ZM94 140V139H93ZM177 140V139H176ZM177 140V141H178ZM192 140L194 141V139L192 138ZM191 140V141H192ZM70 141V140H69ZM89 141V140H88ZM88 141H87V143H88ZM92 141V140H91ZM96 141H98V140H96ZM102 141V140H101ZM118 141H120V140H118ZM118 141H117V143H118ZM131 141H129V142H131ZM138 141V140H137ZM153 141V140H152ZM151 141V142H152ZM166 141V140H165ZM165 141H164V143H165ZM171 141V142H170ZM177 141H175V142H173L172 140H169V142L167 143V145L165 144V146H162L161 148H164L165 147V150H166V153H167V150L169 149V152H173V151H170V149H175V150H177V149H179V148H181L180 146H182V148H183V146L185 147V145H186V148L188 147L189 148V146H187V145H189V144H186V143H188L187 141H185L186 143H185V145L183 144V145H181L180 143H178ZM181 141H182V139H181ZM189 141V140H188ZM197 141V140H196ZM199 141V140H198ZM197 141V142H198ZM200 141H203V140H200ZM206 141V140H205ZM40 142V143H39ZM43 142V141H42ZM45 142V141H44ZM50 142V141H49ZM61 142V141H60ZM94 142V141H93ZM100 142V141H99ZM103 143H104V141H102ZM121 142V141H120ZM144 142V141H143ZM146 142V141H145ZM204 142V141H203ZM46 143V142H45ZM59 143V142H58ZM66 143V142H65ZM82 143V142H81ZM85 143H86V141H85ZM85 143H84V145H85ZM90 143L91 142H89V144H87V145H90ZM95 143V142H94ZM134 143V142H133ZM147 143V142H146ZM183 143V142H182ZM192 143V142H191ZM196 143V142H195ZM206 143V142H205ZM204 143V144H205ZM220 143V142H219ZM64 144V143H63ZM62 144V145H63ZM67 144H68V141H67ZM67 144L65 145V147L67 146ZM114 144L116 145V141L114 142ZM194 144V143H193ZM221 144V143H220ZM254 144V143H253ZM52 145V144H51ZM82 145V147L85 149L87 146H83V144H81ZM81 145H80V143L78 144V146H80L81 147ZM114 145V146H115ZM125 145V144H124ZM130 146H131V144H129ZM133 145V144H132ZM138 145V144H137ZM150 145V144H149ZM151 145H154V144H152L151 143ZM228 145V144H227ZM257 145V144H256ZM45 146V145H44ZM75 146H77V145H75ZM77 146V147H78ZM91 146V145H90ZM91 146V147H92ZM142 146V145H141ZM191 146V145H190ZM196 146V145H195ZM220 146V145H219ZM218 146V147H219ZM221 146H222V144H221ZM220 146V147H221ZM229 146V145H228ZM250 146H255V145H250ZM260 146H262L263 147V145H260ZM60 147V146H59ZM70 147H68V149L70 148ZM80 147L78 148L81 152L82 151H84V149L83 148H81V149H83V150H81L80 149ZM134 147V146H133ZM135 147H138V146H136L135 145ZM154 147V146H153ZM156 147V146H155ZM179 147V148H178ZM234 147V146H233ZM259 146H257V148H258ZM55 148V147H54ZM54 148H53V150H54ZM88 148L89 147H87V150H88ZM114 148V147H113ZM152 148V147H151ZM235 148V147H234ZM261 148V147H260ZM67 149V150H68ZM78 149H77V151H78ZM92 150L91 152H94L95 150ZM100 149V150H101ZM116 149V148H115ZM142 149H144V148H142ZM184 149V148H183ZM183 149H181L182 151H183ZM191 149V148H190ZM220 149V148H219ZM224 149V152H225V149H227V150H229L230 149V146L229 147H224L223 148ZM60 150V151H59ZM61 148L59 149L58 148V150L57 151H59V153L61 154ZM72 149H70V151H71ZM74 150H76V149H74ZM86 150V151H87ZM104 150H106V149H103V151ZM137 150H138V148H137ZM188 150V149H187ZM194 150V149H193ZM231 150V149H230ZM237 150V149H236ZM239 150V149H238ZM250 150V149H249ZM253 150V153H254V149H252ZM257 150V149H256ZM56 151V150H55ZM77 151H76V153H77ZM89 151H90V149L87 151L88 153H89ZM98 152H99V150H97ZM113 151H115V150H113ZM112 151V152H113ZM141 151V150H140ZM148 151H150V150H148ZM148 151H146V153L148 152ZM159 151V150H158ZM161 151V150H160ZM159 151V152H160ZM163 151V150H162ZM189 151V150H188ZM192 151V150H191ZM232 151H233V149H232ZM261 151V150H260ZM73 152V151H72ZM85 152V151H84ZM84 152H82V153H84ZM96 152V151H95ZM94 152V153H95ZM138 152V151H137ZM144 152V151H143ZM168 152V153H169ZM175 152V151H174ZM173 152V153H174ZM177 152H178V150H177ZM176 152V153H177ZM180 152V151H179ZM179 152H178V154H179ZM250 152H251V150H250ZM257 152V154H260V153H258V150L256 151ZM57 153V152H56ZM104 153V152H103ZM105 153H107V151H105ZM129 153V152H128ZM127 153V154H128ZM151 153H152V151H151ZM183 153H184V151H183ZM188 153V152H187ZM190 153V152H189ZM229 153V152H228ZM245 153V152H244ZM248 153V152H247ZM58 154V153H57ZM62 154H63V152H62ZM81 154V153H80ZM130 154V153H129ZM158 154V153H157ZM163 154V153H162ZM162 154H160V155H162ZM185 154V153H184ZM183 154V155H184ZM236 154V153H235ZM246 154V153H245ZM245 154H243V155H245ZM70 155H72V154H70ZM75 156H73V157H76L77 155L76 154H74ZM82 155V154H81ZM80 155V156H81ZM85 155V154H84ZM93 155H95V154H93ZM97 155V154H96ZM105 155V154H104ZM175 154H173V156H174ZM180 155H181V153H180ZM180 155H177L176 154V156L178 157V156H180ZM183 155H181L182 157H183ZM186 155V154H185ZM184 155V156H185ZM188 155V154H187ZM228 155V154H227ZM242 155V154H241ZM242 155V156H243ZM251 155V154H250ZM256 155V154H255ZM254 155V156H255ZM57 156V155H56ZM59 156V155H58ZM87 156V155H86ZM98 156H100L99 154H98ZM122 156V155H121ZM129 156V155H128ZM132 156V155H131ZM152 155H149L148 157H146L145 155H143L142 153H140V155L138 154L137 156H135V159H136V161H135V159H134V162H138V163H142V164H151V163H153V162H155L156 161V159L155 160H153V156L151 157ZM164 156L165 155H163V157L162 156H159V154H158V157H157V159H161V161H162V159L164 158ZM172 156V155H171ZM175 156V157H176ZM193 156V155H192ZM209 156V155H208ZM207 156V157H208ZM229 156V155H228ZM232 156H233V154H232ZM245 156H248V154L247 155H245ZM261 156V155H260ZM263 156V155H262ZM55 157V158H54ZM87 157H89V155L87 156ZM107 157L108 156H105V158L107 159ZM110 157V156H109ZM174 157V158H175ZM176 157V159H178ZM205 157H206V155H205ZM223 157V156H222ZM244 157V156H243ZM242 157V158H243ZM256 157V156H255ZM259 157V156H258ZM60 158V157H59ZM76 158H78V157H76ZM100 158V157H99ZM99 158H98V160H99ZM103 158V157H102ZM104 158V159H105ZM112 158H114L113 156H112ZM116 158V157H115ZM120 158V157H119ZM123 159H126V160H128L127 158H126V156H125V158L124 157H122ZM130 158V157H129ZM169 158V157H168ZM181 157H179V159H180ZM210 158V157H209ZM208 158V159H209ZM225 158V157H224ZM231 158V157H230ZM260 158V157H259ZM88 159H92V158H83V162L85 163V164H87L89 161H88ZM166 159V158H165ZM170 159H171V157H170ZM184 159H186V158H184ZM183 159V160H184ZM214 159H215V157H214ZM55 160H57V159H55ZM59 160V159H58ZM63 160H65V158L63 159ZM77 160V159H76ZM75 160V161H76ZM79 160V159H78ZM80 160H81V157H80ZM93 160H96V158H95V156H93ZM132 160V159H131ZM180 160H182V159H180ZM207 160V159H206ZM211 160V159H210ZM209 160V161H210ZM218 160V158L216 159V162H218L217 161ZM219 160H220V157H219ZM226 160V159H225ZM68 161V160H67ZM82 161H81V163H82ZM100 161V160H99ZM102 161V160H101ZM104 162L102 163L103 164V167H108V166H110V162L108 163L109 165H107L106 163V160H103ZM112 161V160H111ZM120 161V164H122V166L124 165V167L128 164V162L130 161H121V160H119ZM118 161V162H119ZM203 161H204V159H203ZM228 161V160H227ZM63 162V161H62ZM69 162H70V160H69ZM94 162V161H93ZM96 162H97V160H96ZM106 162V163H105ZM116 162V161H115ZM114 162V163H115ZM174 163L175 162H177V161H173ZM195 162V161H194ZM223 162H224V160H223ZM222 162V163H223ZM236 162V161H235ZM80 163V162H79ZM90 163V162H89ZM99 163V162H98ZM113 163V164H114ZM157 163V162H156ZM170 163V162H169ZM178 163V162H177ZM210 163H214L213 162V160H212V162H210ZM225 163H227V162H225ZM63 164V163H62ZM74 164V163H73ZM77 164V163H76ZM91 164H93V163H91ZM96 164V163H95ZM101 164V163H100ZM101 164V165H102ZM117 164V163H116ZM137 164V163H136ZM158 164V163H157ZM165 164H167V163H165ZM218 164V163H217ZM220 164V163H219ZM79 165V164H78ZM84 165V164H83ZM82 165V166H83ZM97 165V164H96ZM104 165H106V166H104ZM115 165V164H114ZM113 165V166H114ZM118 165V164H117ZM116 165V166H117ZM161 165H162V163H161ZM178 165V164H177ZM207 165V164H206ZM81 166V165H80ZM81 166V167H82ZM92 166V165H91ZM112 165L110 166L111 168L113 167ZM120 166V165H119ZM118 166V167H119ZM146 166V165H145ZM156 166V165H155ZM175 166V165H174ZM190 166V165H189ZM208 166V165H207ZM78 167V166H77ZM85 167V166H84ZM86 167H87V165H86ZM85 167V168H86ZM89 165H88V169H89ZM93 167V166H92ZM97 167H99V166H97ZM102 167V168H103ZM127 167V166H126ZM126 167L124 168V169H126ZM136 167V166H135ZM138 167V166H137ZM150 167V166H149ZM158 167V166H157ZM177 167V166H176ZM203 167V166H202ZM86 168V169H87ZM111 168H109V169H111ZM130 168V167H129ZM143 168V167H142ZM146 168V167H145ZM144 168V169H145ZM148 168V167H147ZM164 168V167H163ZM189 168V167H188ZM196 168V167H195ZM206 168V167H205ZM208 168V167H207ZM95 169V168H94ZM98 169H100V168H97V169H95V172H99L100 174L99 175H101V173L102 172H100L101 171V169H100V171L98 170ZM105 169V168H104ZM108 169V170H109ZM116 169V168H115ZM137 169V168H136ZM144 169H141V170H144ZM196 169H198V167L196 168ZM211 169L212 168H210V172H211ZM43 170V172H45ZM66 170V169H65ZM64 170V171H65ZM91 170H92V168H91ZM91 170H89V171H91ZM97 170V171H96ZM107 170V171H108ZM112 170H114V168H112L110 171H112ZM117 170V169H116ZM115 170V171H116ZM134 170V169H133ZM138 170H140V169H138ZM147 170H151V168L149 169H147ZM193 170V169H192ZM209 170V169H208ZM51 171V170H50ZM102 171H105V170H102ZM109 171V172H110ZM125 171V170H124ZM131 171V170H130ZM129 171V172H130ZM156 171H157V169H156ZM155 171V172H156ZM21 172V173H22ZM36 172V171H35ZM40 172H42V171H40ZM68 172V171H67ZM94 172V171H93ZM94 172V173H95ZM106 172V171H105ZM119 172V171H118ZM118 172H116V174H118ZM122 172V171H121ZM127 172V170L124 172V173H126ZM142 172V171H141ZM144 172V171H143ZM150 172V171H149ZM195 172V171H194ZM193 172V173H194ZM50 173V172H49ZM81 173H83V172H81ZM92 173V172H91ZM108 173V172H107ZM112 173H115V172H112ZM111 173V174H112ZM120 173V172H119ZM123 173V172H122ZM134 172L132 171V174H133ZM152 173V172H151ZM195 173H199V172H195ZM30 174V173H29ZM67 174V173H66ZM70 174V173H69ZM73 174V173H72ZM85 174V173H84ZM110 174V175H111ZM127 174H129V173H127ZM127 174H126V176H127ZM158 174V173H157ZM192 174V173H191ZM200 174V173H199ZM199 174H197V175H199ZM201 174H203L202 172H201ZM200 174V175H201ZM20 175V174H19ZM24 175V174H23ZM22 175V176H23ZM43 175H44V173H43ZM46 175H48V173L46 174ZM51 175H52V173H51ZM74 175V174H73ZM80 175H82V174H80ZM88 175V174H87ZM98 175V176H99ZM105 175H107V174H105ZM104 175V176H105ZM110 175H107V178H108V176H110ZM125 175V174H124ZM130 175V177H133V176H131V173L129 174ZM128 175V176H129ZM148 175V174H147ZM195 175V174H194ZM204 175V174H203ZM202 175V176H203ZM212 175V174H211ZM28 176V175H27ZM49 176V175H48ZM54 176H56V175H54ZM51 177V179H53V178H55V177ZM57 176H60V175H57ZM84 176V175H83ZM82 176V177H83ZM89 176V175H88ZM93 176H97V174L96 175H93ZM103 176V175H102ZM113 176V175H112ZM111 176V177H112ZM201 176V177H202ZM206 176V175H205ZM15 177H17L16 175H15ZM20 177V176H19ZM26 176H24V178H25ZM30 176H28V178H29ZM31 177H32V175H31ZM62 177V176H61ZM75 178L76 177H78V176H74ZM82 177H80L79 176V179L80 178H82ZM119 177V176H118ZM117 176H116V178H118ZM125 177V176H124ZM123 177V178H124ZM136 177V176H135ZM148 177V176H147ZM150 177H152V176H150ZM149 177V178H150ZM192 177V176H191ZM194 177H196V176H194ZM210 177H212V176H210ZM209 177V178H210ZM23 178V177H22ZM58 179H54L53 180V182L55 181V180H58V181H60L61 179H63V177L62 178H59V177H57ZM89 178V177H88ZM93 178V177H92ZM92 178H90L91 180H93ZM97 178V177H96ZM106 178V177H105ZM203 178V177H202ZM201 178V179H202ZM21 179V178H20ZM70 179H72V178H70ZM85 179V178H84ZM111 179H113V178H111ZM114 179H115V177H114ZM113 179V180H114ZM197 179L199 180V178L197 177ZM196 179V180H197ZM50 180V179H49ZM64 181H65V179H63ZM63 180H61L62 182H63ZM91 180H87V182L89 181L90 183H91ZM94 180H96L95 179V177H94ZM107 180V179H106ZM109 180V179H108ZM117 180V179H116ZM126 180V179H125ZM204 180H206V179H204ZM210 180H211V178H210ZM5 181H8V182H5ZM50 181H52V180H50ZM50 181L48 182V183H50ZM79 181V180H78ZM82 181H84V180H82ZM109 181H111V180H109ZM201 181V180H200ZM57 182V181H56ZM66 182V181H65ZM72 182V181H71ZM74 182V181H73ZM86 182V181H85ZM86 182V183H87ZM88 182V183H89ZM113 182V181H112ZM178 182V181H177ZM204 182V181H203ZM206 182V181H205ZM59 183V182H58ZM58 183H55V184H58ZM87 183V184H88ZM9 184H11V185H9ZM51 184H52V182H51ZM178 184V183H177ZM15 185V186H14ZM53 185H54V183H53ZM61 185V184H60ZM91 185V184H90ZM92 189V188H91ZM257 189V188H256ZM259 189V188H258ZM32 190V189H31ZM34 190V189H33ZM33 190L31 191V192H33ZM38 190V189H37ZM42 190H44V191H46L45 190V188H43ZM27 191H29V190H27ZM41 191V190H40ZM249 191V190H248ZM251 191V190H250ZM34 192H35V190H34ZM42 192V191H41ZM57 191L55 190V193H56ZM247 192V191H246ZM44 193V192H43ZM42 193V194H43ZM49 193H51V192H49ZM49 193H48V195H49ZM53 193V192H52ZM51 193V194H52ZM254 193V192H253ZM47 194V193H46ZM45 194V195H46ZM51 194L48 196V197H51ZM54 194V193H53ZM249 194V193H248ZM252 194V193H251ZM257 194V193H256ZM256 194H255V196H256ZM14 195H13V199L15 198L14 197ZM44 195V196H45ZM214 195V194H213ZM239 195H241V194H238V196ZM246 195V194H245ZM254 195V194H253ZM3 196H4V194H3ZM20 196V195H19ZM57 196H58V194H57ZM217 196V195H216ZM251 196V195H250ZM52 197H54V196H52ZM55 197H56V195H55ZM186 197V196H185ZM212 197V196H211ZM218 197H221L220 195L218 196ZM240 197H243L242 195L240 196ZM252 197V196H251ZM251 197H249V199H251ZM259 198H258V200H260L261 202H264V194H260L259 196H258ZM9 198V197H8ZM47 198V197H46ZM45 198V199H46ZM169 198H171V197H169ZM184 197H182V198H176V199H172V200H170V201H168L166 204H164V202H163V199H162V201L161 202H163V208L165 207L166 209H168V210H170V212L169 213H171L172 212V214H174V213H181V212H184L186 209H188V208H186L187 206H188V204L190 203L189 201H187V200H184L183 199ZM187 198V197H186ZM185 198V199H186ZM202 198V197H201ZM210 198V197H209ZM216 198V197H215ZM223 198V197H222ZM54 199V198H53ZM141 199V198H140ZM139 199V200H140ZM143 199V198H142ZM203 199H205V198H203ZM207 199V198H206ZM217 199V198H216ZM227 199V198H226ZM232 199V198H231ZM236 199H239V197H237ZM242 199V198H241ZM243 199H244V197H243ZM242 199V200H243ZM246 199V198H245ZM52 200V199H51ZM207 200H209V199H207ZM211 200V199H210ZM215 200V199H214ZM213 200V201H214ZM219 200V199H218ZM228 200V199H227ZM227 200H225V201H227ZM248 200V199H247ZM191 201V200H190ZM205 201V200H204ZM212 201V200H211ZM217 201V200H216ZM216 201H214V202H216ZM230 201H232V200H230ZM238 202H239V200H237ZM255 201V200H254ZM191 202H193V201H191ZM207 202H209V201H207ZM207 202H206V204H207ZM222 202V201H221ZM246 202V201H245ZM248 203H249V201H247ZM213 203V202H212ZM242 203V202H241ZM252 202H250L249 204H251ZM255 203H256V201H255ZM20 204V203H19ZM160 204V203H159ZM229 204L230 203H228V206H229ZM238 204V203H237ZM240 204V203H239ZM248 204V205H249ZM254 204V203H253ZM253 204H252V206H253ZM263 204V203H262ZM116 205V204H115ZM191 205V204H190ZM189 205V206H190ZM209 205V208H210V206H212V207H215L216 205H217V203L215 204H208ZM207 205V206H208ZM241 205V204H240ZM239 205V206H240ZM264 205V204H263ZM108 206V205H107ZM159 206V205H158ZM188 206V207H189ZM219 206H220V208H222L223 210H224V208H226V210H227V208H228V206H227V204H226V202H223L221 205H218V208H219ZM246 206V205H245ZM261 204H260V208H261ZM19 207L20 208H22V209H24L25 208V205H23V204H20L19 205ZM18 207V208H19ZM26 207H29V206H26ZM264 207V206H263ZM13 208V207H12ZM109 208V207H108ZM113 208V207H112ZM111 208V209H112ZM118 208V207H117ZM158 208V207H157ZM165 208H164V210H165ZM186 208V209H185ZM216 208V207H215ZM229 208H231V206L229 207ZM233 208V207H232ZM231 208V209H232ZM242 208V207H241ZM246 208H248V207H246ZM245 208V209H246ZM25 209H27V208H25ZM160 210H158V211H161V204H160V208H159ZM185 209V210H184ZM191 208L189 207V210H190ZM251 209V208H250ZM249 208H248V211L250 210ZM11 210V209H10ZM10 210H8V211H10ZM14 210V209H13ZM13 210H11L12 212H10V213H18V215H19V213L20 214H24L25 216H27L26 214H29L30 212H31V214H32V211H28L29 210V208H28V210H26V211H22L21 209H15L14 211ZM31 210V209H30ZM113 210V209H112ZM115 210V209H114ZM163 210V209H162ZM172 210V211H171ZM215 210V209H214ZM234 210H235V208H234ZM236 210H238V209H236ZM235 210V211H236ZM239 210H240V207H239ZM242 210V209H241ZM240 210V211H241ZM253 210V209H252ZM260 210V209H259ZM210 211V210H209ZM211 211H212V209H211ZM221 211V210H220ZM233 211V210H232ZM245 211H247V209L245 210ZM262 211V210H261ZM3 212V211H2ZM41 212V211H40ZM37 212L36 213V211L34 212V213H36V216L37 215H40V217H42L43 216V212ZM168 212V211H167ZM190 212V211H189ZM219 212V211H218ZM225 211H223V213H224ZM234 212V211H233ZM242 212V211H241ZM243 212H244V210H243ZM254 211H252V213H253ZM33 213V216L35 215ZM151 213V212H150ZM158 213H160V212H158ZM185 213V212H184ZM238 213H239V211H238ZM238 213H236V214H238ZM247 213V212H246ZM3 214V213H2ZM5 214V213H4ZM15 214V215H16ZM46 214V213H45ZM165 213H163V215H164ZM260 214V213H259ZM8 215V214H7ZM171 215V214H170ZM185 215H188L187 213H185ZM47 216V215H46ZM165 216H166V214H165ZM189 216V215H188ZM19 217H20V215H19ZM31 217H32V215H31ZM37 217H39V216H37ZM49 217V216H48ZM167 217V216H166ZM171 217H172V215H171ZM176 217H178L177 215H176ZM22 218H24V216L22 217ZM33 218V217H32ZM31 218V219H32ZM43 218V217H42ZM41 218V219H42ZM46 218V217H45ZM169 218V217H168ZM184 218V217H183ZM186 218V217H185ZM17 219H19V218H17ZM26 219V218H25ZM39 219V218H38ZM40 219V220H41ZM49 219V218H48ZM165 219H167V218H165ZM170 219V218H169ZM215 220V219H214ZM42 221V220H41ZM43 221H48V220H43ZM58 221H60L61 222V220H58ZM211 221V220H210ZM45 222V223H46ZM49 222H52V220L51 221H49ZM48 222V223H49ZM53 222H55V221H53ZM63 222H64V220H63ZM63 222H61V223H63ZM212 222V221H211ZM47 223V225H49ZM69 223H71V222H68V224ZM59 224V223H58ZM64 224H65V222H64ZM67 223H66V225H68ZM72 224V223H71ZM195 224V223H194ZM197 224V223H196ZM210 224H212V223H210ZM213 224H215L216 225V223H213ZM212 224V225H213ZM225 224V223H224ZM55 225V224H54ZM70 225V224H69ZM78 225V224H77ZM199 225V224H198ZM57 226H60V225H57ZM74 226H75V224H74ZM217 226V225H216ZM60 228H62V226L60 227ZM116 228V227H115ZM114 228V229H115ZM121 228H123V227H121ZM106 230L107 229H105V232H106ZM111 229L109 228V231H110ZM113 230V229H112ZM119 230H122V229H119ZM119 230H117V232H119ZM128 230V229H127ZM129 230H131L130 228H129ZM115 231H116V229H115ZM124 231H125V233L126 234H123V233H121L122 235H127L128 233H127V231H126V229H124ZM139 231V230H138ZM137 230H136V232H138ZM225 231H228V229L227 230H225ZM112 232V231H111ZM114 232V231H113ZM122 232H123V230H122ZM131 232V231H130ZM136 232H134V229H133V233H136ZM240 232V231H239ZM238 232V233H239ZM115 233V232H114ZM133 233H131V234H129L130 236H132V237H128V238H133V239H135V240H133V242H138L139 241V239H140V236H141V234H139L138 236L139 237H137L136 235L137 234H135V235H133ZM138 233H140V232H138ZM228 233V232H227ZM242 233V232H241ZM117 234V233H116ZM242 234H244V233H242ZM228 236L227 237H229L230 235H229V233L227 234ZM124 236V237H125ZM128 236V235H127ZM240 235H238V238H236V239H241V237H239ZM126 238V237H125ZM127 238V239H128ZM243 238V237H242ZM129 239V240H130ZM138 239V240H137ZM141 240V239H140ZM227 240V239H226ZM229 240V239H228ZM227 240V241H228ZM142 241V240H141ZM230 241L232 242L233 240L232 239H230ZM130 242V241H129ZM229 242V241H228ZM236 242V241H235ZM242 242V241H241ZM132 243V242H131ZM141 243V242H140ZM230 243V242H229ZM228 243V244H229ZM237 243V242H236ZM162 244V243H161ZM228 244H226V245H228ZM244 244V243H243ZM56 245V244H55ZM133 245H135V244H133ZM137 245H139V243L138 244H136V246ZM170 245V244H169ZM173 245V244H172ZM172 245L170 246V247H172ZM237 245V244H236ZM236 245H234V246H236ZM5 246V245H4ZM58 245H56L55 247H57ZM159 246H161V245H159ZM174 246V245H173ZM176 246V245H175ZM172 247V248H176V247ZM230 246V245H229ZM228 246V247H229ZM264 246V245H263ZM262 246V247H263ZM2 247V246H1ZM54 247V248H55ZM64 247V246H63ZM138 247V246H137ZM163 247V246H162ZM165 247V246H164ZM163 247V248H164ZM169 247V248H170ZM227 247V246H226ZM225 247V248H226ZM232 247V246H231ZM236 247H238V246H236ZM50 248V247H49ZM60 248L62 249V246H60ZM168 248V249H169ZM178 248V247H177ZM198 248V247H197ZM196 248V249H197ZM230 248V247H229ZM3 250H5L4 249V247L2 248ZM1 249V250H2ZM58 249H59V246H58ZM136 249V248H135ZM138 249V248H137ZM180 249V248H179ZM8 250V249H7ZM54 250V249H53ZM223 250V249H222ZM231 249H229V251H230ZM234 250V249H233ZM237 250H239V249H237ZM50 251V250H49ZM227 251V250H226ZM232 251V250H231ZM242 251V250H241ZM53 252V251H52ZM51 252V253H52ZM123 252V251H122ZM121 252V253H122ZM126 252V251H125ZM125 252H124V254H125ZM128 252V251H127ZM192 252L194 253V251L192 250ZM206 252H208V251H206ZM219 252V251H218ZM218 252L216 253V252H214V253H216V254H218ZM234 252H235V250H234ZM60 253V252H59ZM196 254V256L195 255H193L194 257H199V258H197V259H200V258H202L203 256H206V255H204V254H206V253H204V250L202 251V252H195ZM204 253V254H203ZM210 253V256L211 255H213V256H218L219 257V255H214V254H212L211 252H209ZM220 253V252H219ZM225 253V252H224ZM223 252H221L220 254H224ZM249 253V252H248ZM254 253V252H253ZM55 254V253H54ZM58 254V253H57ZM57 254H55V255H57ZM86 254H88V253H86ZM120 254V253H119ZM123 254V255H124ZM128 254V253H127ZM130 254V253H129ZM246 254H247V252H246ZM251 254V253H250ZM257 254V253H256ZM255 254V255H256ZM62 255V254H61ZM88 255H90V253L88 254ZM92 255V254H91ZM96 255V254H95ZM94 255V256H95ZM122 255V254H121ZM120 255V256H121ZM122 255V256H123ZM236 256V254H233V256ZM242 255V254H241ZM58 256H60V255H58ZM84 256V255H83ZM87 256V255H86ZM94 256H92V257H94ZM119 256V255H118ZM126 255H124V257H125ZM209 256V255H208ZM237 256H238V254H237ZM240 256V255H239ZM256 256H258V255H256ZM56 257V256H55ZM54 257V258H55ZM90 257V256H89ZM124 257H121L122 259L124 258ZM128 257V256H127ZM212 257V256H211ZM222 257H223V255H222ZM221 257V258H222ZM259 257V256H258ZM213 258H215V257H213ZM128 259V258H127ZM126 259V260H127ZM206 259V258H205ZM210 259V258H209ZM223 259V258H222ZM221 259V260H222ZM257 259V258H256ZM129 260V259H128ZM202 260V259H201ZM208 260V259H207ZM213 260V259H212ZM259 260H260V258H259ZM206 261V260H205ZM223 262V261H222ZM262 264H264V262L262 263Z\"/></svg>",
	"mask_w": 264,
	"mask_h": 264
}]
</instances>
